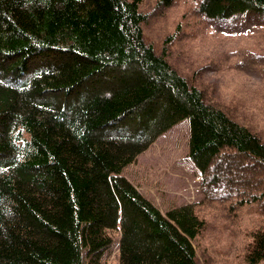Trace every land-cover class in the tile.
<instances>
[{
    "label": "trees",
    "instance_id": "1",
    "mask_svg": "<svg viewBox=\"0 0 264 264\" xmlns=\"http://www.w3.org/2000/svg\"><path fill=\"white\" fill-rule=\"evenodd\" d=\"M139 2L0 0V264H102L113 230L119 264H202L203 200L161 212L121 173L183 118L202 191L230 187L264 214V139L154 51ZM197 8L209 21L264 20V0ZM237 156L256 177L234 185L218 161ZM245 252L264 260V223Z\"/></svg>",
    "mask_w": 264,
    "mask_h": 264
},
{
    "label": "rangeland",
    "instance_id": "2",
    "mask_svg": "<svg viewBox=\"0 0 264 264\" xmlns=\"http://www.w3.org/2000/svg\"><path fill=\"white\" fill-rule=\"evenodd\" d=\"M197 3L172 0L161 5L157 0H140L143 38L200 88L206 100L264 139V20L256 18L252 23L238 16L209 21L198 12ZM187 141L188 122L183 118L159 133L121 173L161 212L203 200L196 209L204 225L192 239L200 263L250 264L245 247L252 230L264 223V214L256 203H236L230 187L202 191ZM218 163L220 174L234 177V185L241 184L244 176L256 177L240 156ZM111 235L113 243L103 253L102 264H119L118 231Z\"/></svg>",
    "mask_w": 264,
    "mask_h": 264
}]
</instances>
